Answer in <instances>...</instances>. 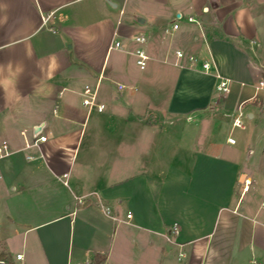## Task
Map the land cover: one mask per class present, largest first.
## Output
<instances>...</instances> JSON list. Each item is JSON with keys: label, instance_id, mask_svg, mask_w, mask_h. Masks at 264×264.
Returning a JSON list of instances; mask_svg holds the SVG:
<instances>
[{"label": "crops", "instance_id": "crops-1", "mask_svg": "<svg viewBox=\"0 0 264 264\" xmlns=\"http://www.w3.org/2000/svg\"><path fill=\"white\" fill-rule=\"evenodd\" d=\"M110 1L116 6L0 0V144L16 151L0 158L9 227L0 242L8 241V231L21 238L25 253L14 264H90L97 253L106 255L104 264H264V209L244 202L250 188L243 187L235 144L230 136L200 139V126L193 133L180 125L192 113L211 121L233 116L243 100L244 107L254 99L250 85L264 79V66L241 50L239 38L256 42L252 8L264 0L227 7L215 0L223 36L200 29L187 49L172 41L173 25L196 32L198 18L189 14L197 22L182 23L180 5L156 0L161 5L136 34L147 38L152 62L177 67V50L212 56L234 81L229 94L198 70L180 68L177 80L136 78L129 56L135 58L137 44L131 30L119 27L127 0ZM171 7L179 8L174 20L160 16L158 10ZM209 7L210 0L204 14ZM138 16L131 28L148 24ZM116 41L126 51L112 48ZM87 84L98 86L103 111L83 105ZM38 127L48 141L25 148ZM189 132L192 141L185 143ZM237 184L243 190L235 201ZM24 197L30 202H13Z\"/></svg>", "mask_w": 264, "mask_h": 264}, {"label": "rangeland", "instance_id": "rangeland-1", "mask_svg": "<svg viewBox=\"0 0 264 264\" xmlns=\"http://www.w3.org/2000/svg\"><path fill=\"white\" fill-rule=\"evenodd\" d=\"M238 0H221L223 7L229 5L230 3H235ZM170 6L172 5H180L181 9L179 12L182 14L178 20L182 23L187 22V17L189 14H192L194 17L198 18L200 24L197 28V31L184 29L182 26L177 29V31L171 34L172 41L175 42V46L183 49H187V43L192 40V37L199 32H201L200 27L202 21H206L209 18H217L219 19V15L216 12H213L214 9L209 7V10L205 13L206 4L208 5L209 0H168ZM161 5L160 1L156 0H127L125 3V11L122 14L121 22H120V30L121 32L131 30V35L135 36L141 30L140 28H144L149 25L150 22V11L153 10L155 7H159ZM169 6V7H170ZM222 7V8H223ZM158 10L161 14L160 16L168 17L169 20H174L176 17L175 12L177 8H168ZM253 12L256 13V24L253 29V35L257 37L256 42L251 41V39H244L240 35V41L243 42L240 46L241 50L249 55L252 59H257L259 63L264 66V5L254 4ZM120 11V8L117 12ZM156 11V10H155ZM203 14V15H202ZM137 15L143 16L147 18L148 24L145 26L140 25L139 28H131L129 26L130 23L133 22ZM202 15V16H201ZM223 16V15H222ZM221 16V17H222ZM167 18V19H168ZM168 21V20H167ZM167 21H163L157 23V26L165 27L168 23ZM218 36H223V33H217ZM160 56V55H159ZM162 57V55H161ZM130 63L129 68L130 71L138 79H151V80H161L160 77L155 78V74L157 75H166L171 77L173 80H177L181 70L180 68L169 66L162 63L157 62H148V66L145 70H141L135 63V58L129 56ZM133 75V76H134ZM172 75V76H171ZM134 76V78H135ZM168 77V79H169ZM118 80V79H117ZM116 80V81H117ZM259 79L258 81H260ZM173 87V86H172ZM245 89V87H242ZM250 89V88H248ZM251 94H253L254 90L250 89ZM250 99V98H248ZM247 99V100H248ZM264 100V92L256 93L254 99L249 101L246 105H242V120L246 126V129L242 130L241 128L234 127L233 121L234 118L238 115L239 112L235 113L233 116L224 117L223 113L215 118L213 121L207 119L205 116H198L199 114L192 113V120L186 122L183 119L180 125L182 127L186 126L189 127L192 132L196 131L199 127L200 132H198V136L200 139H206L207 137H215L218 141H223V138H227L228 136L233 137L236 140V144L233 145V149L239 152V157L242 160V178L243 187L248 186L249 192H247L244 196V202L251 203L253 208L262 207V201H264V106L261 108V103ZM246 100H243L241 103H244ZM240 103V104H241ZM254 114V118H250L249 114ZM195 116V117H194ZM201 118V119H200ZM209 121V122H208ZM201 124V125H200ZM193 132V133H194ZM189 138L185 140V143L192 141V133L189 132ZM201 141V140H200ZM249 181L246 184V181ZM242 184H237L236 191H235V201L239 198L242 192ZM27 196V195H26ZM21 200H25L27 203L30 202L26 200V198H17L13 202H20ZM40 203V201H36V203ZM33 203V202H32ZM1 208L0 209V239L6 234L7 225L4 223L6 220L7 215L3 214V203L0 202ZM15 218H21V216L15 215ZM14 230V229H13ZM2 236V237H1ZM7 236L9 237L8 241L2 240L0 242V250L2 253L0 254V259H6L9 261L6 264H14L13 261H18L16 259V255L18 252L25 253V249L22 246L21 238L14 232H9ZM22 263V262H19Z\"/></svg>", "mask_w": 264, "mask_h": 264}, {"label": "built area", "instance_id": "built-area-1", "mask_svg": "<svg viewBox=\"0 0 264 264\" xmlns=\"http://www.w3.org/2000/svg\"><path fill=\"white\" fill-rule=\"evenodd\" d=\"M44 21H47V18H44ZM188 21L190 22H197V20L193 17H188ZM179 28V24L175 23L173 25V30H177ZM134 42L137 44L136 48L132 51L133 55L136 58V64L141 70H145L148 66V61L150 59V56L145 48V45L147 43V38L142 35H136L133 38ZM114 49L126 51L124 47L122 46L120 41H116L114 46L112 47ZM176 57L178 61L174 63L175 66L182 68V69H190V70H198L204 74L212 75L215 77V79L218 81L216 85V89L221 92L222 94H229L231 92V84L234 82L233 79L226 77L222 75L219 71V67L215 59L211 56L209 59H202L200 56L195 54H186L182 50L176 51ZM252 88H254L255 93L258 92H264V79L260 80L257 84H251ZM120 90L125 89V85L120 84L119 86ZM83 105L87 106L89 110H92L93 108H96L99 112L103 111L105 108V105L102 103L97 102V96H98V86L92 87L91 85L87 84L83 91ZM244 103L240 104L239 107V113L234 118L233 126L238 127L241 129H246V126L242 120L243 112L240 109ZM38 127L34 131V139L31 143L26 144L25 148H29L32 146H38L40 143H44L48 141V136L45 135L42 132V128ZM228 142L230 144H236V140L233 137H228ZM16 151L12 150L10 145L6 142H3L0 144V158L8 157L15 153ZM28 158H33L29 156ZM64 176H67L65 174ZM248 180L246 181V184H248ZM65 184H68L67 181H65ZM248 189V186H245V190ZM77 200L79 203L83 204L85 203L84 199L77 197ZM264 207V202L262 204ZM105 213L112 216V211L109 207H105ZM131 217V214L128 215V218ZM175 232L177 233V229H175ZM16 259L18 261H21L23 259L22 254H18L16 256ZM7 262L0 259V264H6Z\"/></svg>", "mask_w": 264, "mask_h": 264}, {"label": "trees", "instance_id": "trees-1", "mask_svg": "<svg viewBox=\"0 0 264 264\" xmlns=\"http://www.w3.org/2000/svg\"><path fill=\"white\" fill-rule=\"evenodd\" d=\"M201 27H202L205 35H207L209 37H217L216 32L217 33H221L222 32V30H221L222 29L221 28V22L216 17L215 18L214 17L213 18H209L206 21H202L201 22ZM2 260H4V259H2ZM4 261H6L7 263L9 262L6 259ZM105 261H106V255L97 253V254L94 255V258H93V260L91 261L90 264H104Z\"/></svg>", "mask_w": 264, "mask_h": 264}, {"label": "water", "instance_id": "water-1", "mask_svg": "<svg viewBox=\"0 0 264 264\" xmlns=\"http://www.w3.org/2000/svg\"><path fill=\"white\" fill-rule=\"evenodd\" d=\"M107 1H108L111 5L116 6V5H115L114 3H112L110 0H107ZM218 5H219V4H218L217 1H215V0H210V7H211V8L215 9ZM206 10H208V9L206 8ZM177 17L179 18V17H181V15L178 14ZM137 21H138L139 23H144V22H145V19H144L143 17H141V16H138V17H137ZM249 117H252V115L250 114Z\"/></svg>", "mask_w": 264, "mask_h": 264}]
</instances>
